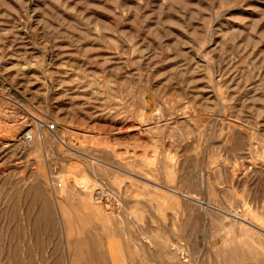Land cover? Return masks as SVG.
<instances>
[{"label": "rangeland", "instance_id": "374dc122", "mask_svg": "<svg viewBox=\"0 0 264 264\" xmlns=\"http://www.w3.org/2000/svg\"><path fill=\"white\" fill-rule=\"evenodd\" d=\"M74 257L264 264V0H0V264Z\"/></svg>", "mask_w": 264, "mask_h": 264}, {"label": "crops", "instance_id": "0c3cea01", "mask_svg": "<svg viewBox=\"0 0 264 264\" xmlns=\"http://www.w3.org/2000/svg\"><path fill=\"white\" fill-rule=\"evenodd\" d=\"M64 264H94V263H91L89 260H86L84 257L82 258H72V259H69V261L65 262L64 261ZM113 264H117V263H113Z\"/></svg>", "mask_w": 264, "mask_h": 264}, {"label": "bare ground", "instance_id": "6f19581e", "mask_svg": "<svg viewBox=\"0 0 264 264\" xmlns=\"http://www.w3.org/2000/svg\"><path fill=\"white\" fill-rule=\"evenodd\" d=\"M28 136V135H27ZM31 137V136H30ZM24 138V137H23ZM116 168V167H115ZM121 169V168H120ZM171 191V190H170ZM98 195H107V194H104V193H99ZM187 197V196H186ZM189 198V197H188ZM233 216H235V217H238V216H236V215H233Z\"/></svg>", "mask_w": 264, "mask_h": 264}]
</instances>
